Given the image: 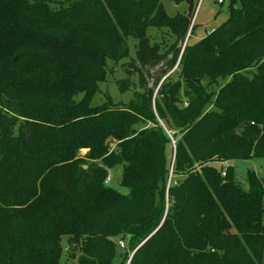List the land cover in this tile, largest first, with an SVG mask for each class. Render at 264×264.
I'll return each instance as SVG.
<instances>
[{
  "label": "trees",
  "instance_id": "obj_1",
  "mask_svg": "<svg viewBox=\"0 0 264 264\" xmlns=\"http://www.w3.org/2000/svg\"><path fill=\"white\" fill-rule=\"evenodd\" d=\"M186 1L0 0V264H264L261 180L212 166L264 158V0L191 45ZM129 38L141 93L91 106Z\"/></svg>",
  "mask_w": 264,
  "mask_h": 264
},
{
  "label": "rangeland",
  "instance_id": "obj_2",
  "mask_svg": "<svg viewBox=\"0 0 264 264\" xmlns=\"http://www.w3.org/2000/svg\"><path fill=\"white\" fill-rule=\"evenodd\" d=\"M51 2H64L66 0H49ZM193 1V9L197 7V13L193 22V31L188 36L187 42L189 45L194 44L201 40L206 33L216 29L223 22L227 20V0H224L220 5L217 0H201L198 3V0ZM161 3L164 7V10L168 16H174L178 14L187 13L188 4L186 0H183L180 4H174L169 0H161ZM147 35L150 38V42L159 44L160 51L164 50V47L169 45L172 39L168 38V33L166 30H149ZM127 44L129 47V57L126 60H123L117 64H108V72L105 80L98 84V93L92 98L90 104L91 106H97L108 99H110L113 103L129 102L134 92L141 93L140 89V78L139 75L132 70H128L127 64L131 60L134 59L135 46L136 41L129 38L127 40ZM254 71V70H252ZM154 72H149V75H144V79L148 84V87L151 86L152 80L150 78ZM5 76L9 78L8 74L5 72ZM17 76H22V73L18 72ZM147 76V77H146ZM176 75H173L172 78H175ZM26 76L24 80H26ZM33 78V77H32ZM226 80H218L217 86L213 87L210 92H216L220 86L225 83ZM6 80H1L0 85H5ZM14 87L19 90H24L27 87L26 82L22 80H18L16 83H13ZM121 90H124L123 92ZM78 99V98H76ZM208 109L210 107H207ZM147 125H140L136 129H144L147 128ZM167 133V132H166ZM171 145L173 146L171 133H167ZM110 147L113 148L115 146V142H111ZM87 150L82 149L79 151V155L84 157ZM213 167L220 170L226 167H231L233 169L234 178L236 183H238L243 189H246V176L247 173L253 171L254 174L261 180L263 188H264V158L261 159H249V160H232L226 163H213ZM107 178L105 180L106 187L114 189L120 195H127L128 190L120 185L122 166H116L110 170H107ZM262 224L264 226V216ZM127 239L123 240L125 245V251H127ZM62 264H75L74 261L68 260L66 256H62ZM113 264H117L114 262Z\"/></svg>",
  "mask_w": 264,
  "mask_h": 264
},
{
  "label": "built area",
  "instance_id": "obj_3",
  "mask_svg": "<svg viewBox=\"0 0 264 264\" xmlns=\"http://www.w3.org/2000/svg\"><path fill=\"white\" fill-rule=\"evenodd\" d=\"M201 0H198V3H200ZM217 2L220 4L222 3V0H217ZM196 13H197V7L194 9L192 15H191V20H190V28L191 26L193 25V22H194V19H195V16H196ZM222 175H224V172H222Z\"/></svg>",
  "mask_w": 264,
  "mask_h": 264
},
{
  "label": "crops",
  "instance_id": "obj_4",
  "mask_svg": "<svg viewBox=\"0 0 264 264\" xmlns=\"http://www.w3.org/2000/svg\"><path fill=\"white\" fill-rule=\"evenodd\" d=\"M191 2H192V5H193V1L191 0ZM180 4V3H179ZM178 5V4H177ZM178 14V13H177ZM184 14H186V13H184ZM184 14H181V15H184Z\"/></svg>",
  "mask_w": 264,
  "mask_h": 264
},
{
  "label": "water",
  "instance_id": "obj_5",
  "mask_svg": "<svg viewBox=\"0 0 264 264\" xmlns=\"http://www.w3.org/2000/svg\"><path fill=\"white\" fill-rule=\"evenodd\" d=\"M112 144H110V146H111ZM84 169L86 168L85 166L83 167Z\"/></svg>",
  "mask_w": 264,
  "mask_h": 264
}]
</instances>
